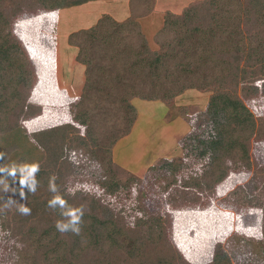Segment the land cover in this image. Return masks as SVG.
<instances>
[{
    "label": "rangeland",
    "instance_id": "374dc122",
    "mask_svg": "<svg viewBox=\"0 0 264 264\" xmlns=\"http://www.w3.org/2000/svg\"><path fill=\"white\" fill-rule=\"evenodd\" d=\"M190 1L193 0H91L51 11L37 9L18 14L10 28L32 70V83L27 90L18 127L0 135V147H10L0 169L10 170L22 163H39L42 160V150L32 141V134L37 131L68 124L77 128L76 134L82 135L83 126L72 120L77 110V113L85 111L92 114L102 124L96 123L93 125L95 128L103 130L105 126L114 134L122 131L125 125L120 106L111 108L105 101L100 102L106 90L103 87L98 89L99 79L110 80L114 74L106 70L100 78L96 72L86 76L84 64L76 58L77 44L82 39L80 31L103 14L121 23L134 18L136 26L132 25L129 35H121L119 45L137 47L143 38L150 50L160 51L161 42L168 37L159 32L164 13L178 14ZM214 44L212 41L210 47ZM88 53L108 58L111 49L109 46H97ZM81 55L87 57V52L80 51L77 56ZM19 57L16 52V58ZM97 60L93 61L99 65ZM120 68L117 67L116 72L119 81L123 82L127 74ZM260 83L256 80L246 85H255L259 89ZM136 84V94L129 89L124 90V87L120 90L133 107L135 116L128 132L117 140L109 153L101 146L84 147L65 142L64 162L59 172L66 174L61 185L65 184L69 192L89 193L73 196L72 206L91 211L88 209L91 205L93 213L106 218L112 215L111 207L120 208L125 211L126 219L131 221L133 213L129 208L134 202L135 187H138L142 192L141 206L147 212H158L165 219L166 238L189 264L209 263L217 245L222 247L231 264H264V137L251 136L248 140L250 166L229 167L226 176L214 186L213 191L187 190L178 185L161 191L159 185L163 183V178L156 181L154 177L157 173L161 177L166 176L169 169L158 168L153 174L147 167L163 159L180 158L183 164L175 171L177 180L190 173H199L209 162L211 151L208 149L202 157L197 156L199 148L194 144L195 139L205 140L213 136L215 128L223 120L216 114L212 115L215 121L195 122L208 104L210 90H200L198 86L184 88L170 99L168 105L158 98L141 97L150 93L151 86L147 81ZM91 93L98 95L94 104L86 96ZM237 95L254 118L264 117V95L259 92L253 95L251 92L246 98L239 90ZM83 96H86L84 103L74 107ZM191 133H196L197 138L187 137ZM105 138V135L99 136L101 142ZM189 149L192 152L186 155L185 150ZM109 160L115 177L112 180L120 185L113 193L108 192L110 174L103 169ZM224 163L229 165L230 161L225 159ZM130 178L137 179L138 185L130 183ZM10 179L6 171L0 173L1 185H8ZM183 197H189L194 202L181 201ZM247 198L258 204L248 205ZM46 218V214L21 215L18 212L12 216L11 226L20 230L29 226L38 228ZM13 232V235L7 236L0 228V264H31L33 248L46 235L30 233L25 241L16 242L13 237L17 232ZM262 239L263 243L254 248L253 241ZM162 246L160 243L148 250L156 252ZM96 257L95 252L89 250L82 255L80 263L93 264ZM110 262L121 264L116 257H112Z\"/></svg>",
    "mask_w": 264,
    "mask_h": 264
},
{
    "label": "trees",
    "instance_id": "16d2710c",
    "mask_svg": "<svg viewBox=\"0 0 264 264\" xmlns=\"http://www.w3.org/2000/svg\"><path fill=\"white\" fill-rule=\"evenodd\" d=\"M87 1L91 0H0V135L18 127L27 90L32 83V70L11 32L13 19L22 12L37 9L51 11ZM132 25L136 26L134 18L121 23L108 14L100 15L92 25L80 31L82 39L77 44L76 54L77 60L84 64L87 77L90 72H96L100 78L106 70L114 74L110 80L99 79L98 89L103 87L106 90L100 102L105 101L111 108L120 106L125 128L118 134L108 131L105 126L101 130L93 127L96 123L102 124L92 114L79 111L83 113L80 115L78 110L74 111L72 120L83 126L82 135L76 134L77 128L68 124L32 134V141L43 153L38 163L40 171L36 179L39 187L35 194L21 187L19 175L11 177L8 185L0 184L1 230L7 236L13 231L17 232L16 237H13L16 242L25 241L30 233L46 235L33 248L31 264H81L82 255L89 250H93L97 256L93 264H112V257L119 258L121 264H189L166 238L165 219L158 212H147L141 206L142 192L138 187H135L134 202L129 208L133 213L131 221L126 219L123 209L111 207L112 215L106 218L93 213V206L89 205L91 211L84 210L80 235L71 231L62 234L55 227L56 222L63 217L59 210L53 211L48 207L49 200L53 198V193L48 189L50 176L57 177L55 183L59 189L58 194L71 206L73 196L89 194L78 190L69 192L65 184L61 185L66 174L64 171L59 172L64 162V144L72 142L84 147L101 146L109 153L117 140L128 132L135 116L127 97L121 95L123 87L136 94V82L147 81L151 86L150 93L145 96L142 94L141 97L158 98L169 105L170 99L182 89L198 86V89L210 90L212 93L205 110L196 117L195 122L215 121L213 117L216 114L223 120L215 128L213 136L205 140L195 139L194 144L199 148L197 156L202 157L208 149L211 151L209 162L199 173H190L177 180L175 171L183 164L180 158L170 161L163 159L147 167L153 174L158 168L169 169L166 176L161 177L157 173L154 177L156 181L163 178V183L159 185L161 191L173 185L187 190L213 191L214 186L226 176L229 167L250 166L248 140L251 136L264 137V117L254 118L237 95V90L243 92L246 98L251 92L253 95L258 92L264 95V0H193L178 14L166 11L159 32L168 37H164L161 42L160 51L150 50L143 38L137 47H121V35H129ZM212 41L215 44L210 47ZM97 46H109L111 53L108 58L88 53ZM80 51L87 52V57L77 56ZM16 52L19 58H16ZM94 59H98L99 65L94 63ZM120 66V70L123 69L127 74L123 82L119 81L116 72ZM256 80L261 81V88L246 85ZM86 96H89L92 104L98 100V95L94 93ZM86 96L80 97L74 107L83 104ZM101 135L106 137L103 142L99 140ZM187 137L192 139L197 138V135L191 133ZM200 144L203 146L199 147ZM9 150V146L0 147V165ZM190 152L192 149L185 150L186 155ZM225 159L230 161L229 165L224 163ZM103 169L110 174L108 192L113 193L120 185L112 180L115 177L110 168V160L104 164ZM129 180L135 186L139 183L137 179ZM185 192H182L183 195ZM9 197L17 203L5 208ZM182 200L194 202L189 197H183ZM21 203L31 209V214H46L48 218L38 228H12L11 218L18 213L17 208ZM246 203L258 204L249 198ZM262 234L264 236V231ZM160 243L163 245L161 250H148ZM259 243H263V239L253 241L252 244L256 248ZM206 264L231 263L222 247L217 245L210 262Z\"/></svg>",
    "mask_w": 264,
    "mask_h": 264
},
{
    "label": "clouds",
    "instance_id": "9594fccd",
    "mask_svg": "<svg viewBox=\"0 0 264 264\" xmlns=\"http://www.w3.org/2000/svg\"><path fill=\"white\" fill-rule=\"evenodd\" d=\"M7 172L8 176L15 178L19 175V184L24 189L26 188L28 192L35 194L37 188L39 187V181L36 179L40 171V165L38 163H22L18 166H13L10 170L0 169V173ZM57 177L55 175L50 176L48 189L51 193H53V198L49 200L48 207L53 211L59 210L60 215L63 217L62 220L56 222V229L63 233L71 231L75 235H80L81 227L84 215L83 207L75 208L68 204L67 200H65L61 195H59V189L56 185ZM3 181H0L2 183ZM7 191V187L5 188ZM24 199V197H21ZM17 202L11 197L5 202L4 207L9 208L15 205ZM17 211L21 215H30L31 209L24 204H20L17 208Z\"/></svg>",
    "mask_w": 264,
    "mask_h": 264
},
{
    "label": "crops",
    "instance_id": "0c3cea01",
    "mask_svg": "<svg viewBox=\"0 0 264 264\" xmlns=\"http://www.w3.org/2000/svg\"><path fill=\"white\" fill-rule=\"evenodd\" d=\"M88 2H89V1H87V2H84V4H85V3H88ZM82 4H83V3H82ZM80 5H81V4H80Z\"/></svg>",
    "mask_w": 264,
    "mask_h": 264
}]
</instances>
